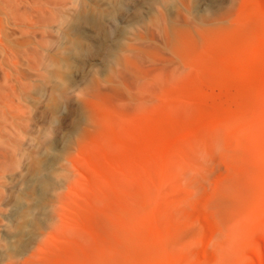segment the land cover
I'll list each match as a JSON object with an SVG mask.
<instances>
[{
    "label": "rangeland",
    "instance_id": "374dc122",
    "mask_svg": "<svg viewBox=\"0 0 264 264\" xmlns=\"http://www.w3.org/2000/svg\"><path fill=\"white\" fill-rule=\"evenodd\" d=\"M15 1L0 0V264L61 250L66 264H100L99 241L103 264H264V94L204 127L196 92L223 99L253 37L262 50L264 0ZM152 122L165 137L147 152L109 147ZM169 161L180 167L164 174ZM98 193L111 208L91 225ZM131 227L151 250L123 248Z\"/></svg>",
    "mask_w": 264,
    "mask_h": 264
},
{
    "label": "bare ground",
    "instance_id": "6f19581e",
    "mask_svg": "<svg viewBox=\"0 0 264 264\" xmlns=\"http://www.w3.org/2000/svg\"><path fill=\"white\" fill-rule=\"evenodd\" d=\"M16 5H18V4H16ZM17 10H19V9H16L15 11H17ZM256 13L258 14L259 17H261L262 22H263V29H264V3L257 2ZM262 45H263V47H262V50H261V49H259L258 42H257V40H255L254 37L248 43V45L246 46L245 50L249 54V61L244 60V61H240L238 63L237 67L235 68V70L232 73L235 76V78H236V82L233 85L228 86V85L222 84V90H223V95H224L223 99L220 98L218 101H213V100L209 101L208 95L205 93V91H203V89L201 87H199L197 89L196 92H197L198 96L200 97V99L202 100V102H201L202 103V108L201 109L203 111V116L198 119V122L202 126L208 127L210 124L218 123V121H219V113L221 111L222 112H229L231 107H232V105L240 106L241 103L243 102V98L245 96H247L248 93H252L254 95H256V94H259V95L264 94V68H258L257 67V64L264 62V50H263L264 49V37L262 39ZM5 49H8V48L5 47ZM12 56H10V57L12 58ZM5 57L7 58V55ZM33 57L34 56H31L30 58L34 59L35 57L34 58ZM27 58H29V57H27ZM10 59H9L10 63L8 62V60H5V62L7 61L9 64H11ZM13 61H15V60H12V62ZM34 62H36V61H34ZM2 63H4V61ZM29 66H31V64ZM208 71H209V75L211 77L220 79L221 77H223V75L225 74L227 69H226L225 65L221 66V67L209 66L208 67ZM7 75L8 74H6V78H8ZM9 97L10 96H8V98ZM8 98H6L4 96L3 99L7 100ZM62 99L65 101V104L68 106V105L71 104L73 98H72V95L70 93L66 92V93L63 94ZM5 104H7V103H5ZM146 125H147L146 126L147 132L144 133V134H136V133H134V134H130V136L128 138H125L123 134L121 135L119 133H115L114 134V140L109 141V143H110L109 147L111 149L121 148L120 151H122V153L125 154V152L127 150L131 151V152H134L135 149H139L142 152H147V146H146L147 143H154L155 145H159V143L162 142L164 140V137H165V135L163 133H161V129L163 128L164 123L163 122H161V123L160 122H157V123L152 122V123H148ZM17 129L18 128H16V130ZM16 132L20 133V131H18V130ZM18 137H19V135H18ZM125 143L127 145L126 148H124V144ZM204 148L205 147H203L202 150H204ZM204 151H206V150H204ZM148 152H150V153L152 152L155 155H160L161 154V151H160V149L158 147L153 148V150H149ZM14 153H15V151H14ZM95 155H96V156H94L95 159H97L99 156H103L106 159H109V158L112 159L114 157V156L109 155V154H100V153H95ZM194 157H196V156H194ZM197 157H198V155H197ZM174 162L175 161H169L168 163L163 165L162 170H163L164 174L173 173L180 167L177 163H174ZM188 164L186 166H190V164L189 165ZM192 165L193 164H191V166ZM7 167H10V166L8 165ZM192 167H194V165ZM14 168H16V166ZM1 169H2V172H4L6 170V169L4 170L3 167L0 166V171H1ZM3 174H5V173H3ZM3 178H4V176H3ZM254 180L257 181L259 183V185L264 189V173L255 175ZM0 182H1V180H0ZM251 192L248 195H250V197H252V198H255L254 195L256 193H258V191H251ZM2 197H3V195H2V193H0V206H1V202H2ZM61 197L59 198V200H62ZM96 199L99 202V207L90 209L89 211H87V214H86V220L91 225H95V223L97 221V218H98V214L100 212H108L109 209L111 208V205H110L111 203L107 200V198H106V196L104 194L98 193L96 195ZM132 228L133 227H131V229H128L127 231H125L124 234H123V237H122L123 248H125V250L128 249L130 251V250L133 249L134 245L137 244V245L143 246L142 247L143 251L146 250V249H150L151 250L152 249L151 248L152 240L148 236H146V238L144 237V239L141 240L140 239L141 237H139L138 232L136 230H133ZM109 251H110L109 246L106 245V243H104L102 241H99L98 244H97V247L94 250H90L89 254L92 257H95L96 263L99 262L100 264H103L104 263L103 255H109ZM143 251L141 250L142 253H143ZM66 253L67 252L65 250L59 251V260H57V262H51L50 264H66L65 263V255H66ZM143 256H144V259H145V255L144 254H143ZM143 256H141V259H143L142 258ZM9 264H12V263H9ZM82 264H91V263H89L88 261H84V262H82Z\"/></svg>",
    "mask_w": 264,
    "mask_h": 264
},
{
    "label": "clouds",
    "instance_id": "9594fccd",
    "mask_svg": "<svg viewBox=\"0 0 264 264\" xmlns=\"http://www.w3.org/2000/svg\"><path fill=\"white\" fill-rule=\"evenodd\" d=\"M165 3V0H163ZM179 0H166V3H178ZM222 151V145L216 148V153L219 154Z\"/></svg>",
    "mask_w": 264,
    "mask_h": 264
}]
</instances>
